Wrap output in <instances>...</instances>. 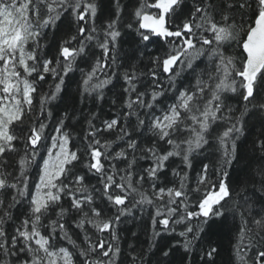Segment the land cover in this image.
Masks as SVG:
<instances>
[{
    "label": "snow or ice",
    "instance_id": "obj_1",
    "mask_svg": "<svg viewBox=\"0 0 264 264\" xmlns=\"http://www.w3.org/2000/svg\"><path fill=\"white\" fill-rule=\"evenodd\" d=\"M123 11L98 27L99 0H0V264H217L226 230L235 264H264V0H136L128 51ZM106 89L118 114L73 136Z\"/></svg>",
    "mask_w": 264,
    "mask_h": 264
},
{
    "label": "trees",
    "instance_id": "obj_2",
    "mask_svg": "<svg viewBox=\"0 0 264 264\" xmlns=\"http://www.w3.org/2000/svg\"><path fill=\"white\" fill-rule=\"evenodd\" d=\"M100 2V13L98 14L97 18V26L99 27L102 24H106L110 18H115V12L117 10V7L124 9V11L121 13V18L119 20V27L122 32V41L123 48L125 51L129 50V43H131L133 37L128 34V30L126 29L125 25L131 21V13L134 9L136 0H120L119 5H117L116 0H99ZM236 18L239 21L240 19V13H236ZM245 20L248 19L247 16L244 17ZM49 40H51V35L49 36ZM144 63H147V59H145ZM81 67H84L81 65ZM87 70V69H85ZM71 82H70V93H75L76 91V82L81 79V73L79 70L75 71L74 73L70 74ZM52 84V81L48 79L46 83L42 82L41 85V91L47 92L49 91V85ZM115 91H119V88H117ZM105 99L103 101H97L96 103H93L91 100H88L86 103H79L77 102L76 108L77 112L75 114V117L69 122L74 127L70 129L72 131L73 136L78 137L82 134V130L87 129V122L83 119L84 116H88L89 112H99L101 116L105 115L108 118L113 117L118 114L120 109L119 102L116 106H113L111 101L115 99L112 92H109L107 89L105 90ZM54 104H59L58 109H54V115L60 116L63 114L64 105L60 104L59 100L54 101ZM67 103H71V99L69 98ZM231 106L233 107H242V101H239L238 99H234L229 102ZM81 110L83 111V116L81 115ZM71 111V109H69ZM101 118V117H99ZM80 121L79 123L77 121ZM99 123V120L96 121ZM254 125V127H253ZM261 127L259 124V121L256 118H253L252 121H250V126L246 130L245 135L248 136V142L246 147L248 149H251L253 141H257L260 138L261 135ZM79 143V140L76 141ZM205 156H209L208 153L204 154ZM203 159V157H198L196 160L193 161L194 164V170L191 175H195V171L199 170L200 164L199 160ZM215 160L214 156H209L208 159H205V163H212ZM149 161H142V166L146 167L148 165ZM179 160H176L175 163L172 164V167H175L177 164H179ZM169 178H171V174L169 172ZM95 182V181H93ZM259 207V206H258ZM20 209H14L13 213L14 215L20 214ZM138 218L134 221L132 219L126 221L125 223H122L119 225L118 233L121 237L120 245L122 247V250L125 252L128 251V245L129 244H136L138 246L143 245L144 247H147V245L144 243L148 238V231H150V223L148 220V214L146 215H138ZM239 223V221H237ZM9 231H12V225L8 224L6 225ZM135 232L136 238L132 237V233ZM105 239H108L107 236H105ZM220 243L222 245L220 250V255L217 257V264H228V261L230 257L233 259V262L235 264L234 259V253L232 250V245L235 243V233H230L227 230L225 233L219 238ZM66 245V242H65ZM195 264H201L199 261V256L197 255L195 257Z\"/></svg>",
    "mask_w": 264,
    "mask_h": 264
},
{
    "label": "bare ground",
    "instance_id": "obj_3",
    "mask_svg": "<svg viewBox=\"0 0 264 264\" xmlns=\"http://www.w3.org/2000/svg\"><path fill=\"white\" fill-rule=\"evenodd\" d=\"M105 96H106V94H105ZM98 113V115H99V117H101L100 119L102 120V119H107L108 117L107 116H101V114L99 113V112H97ZM146 214H148L147 213V211H145V212H143L142 214H140V213H138V215H146ZM65 246H67V245H65Z\"/></svg>",
    "mask_w": 264,
    "mask_h": 264
}]
</instances>
